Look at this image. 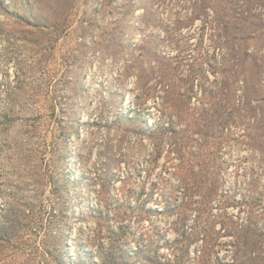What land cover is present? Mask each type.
I'll return each instance as SVG.
<instances>
[{
    "label": "rangeland",
    "instance_id": "obj_1",
    "mask_svg": "<svg viewBox=\"0 0 264 264\" xmlns=\"http://www.w3.org/2000/svg\"><path fill=\"white\" fill-rule=\"evenodd\" d=\"M0 264H264V0H0Z\"/></svg>",
    "mask_w": 264,
    "mask_h": 264
}]
</instances>
